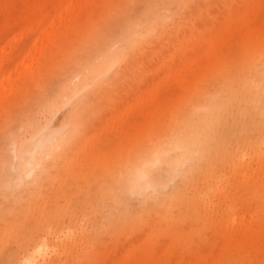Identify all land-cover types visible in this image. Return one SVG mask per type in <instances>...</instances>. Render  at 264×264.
<instances>
[{
    "label": "rangeland",
    "instance_id": "obj_1",
    "mask_svg": "<svg viewBox=\"0 0 264 264\" xmlns=\"http://www.w3.org/2000/svg\"><path fill=\"white\" fill-rule=\"evenodd\" d=\"M262 42L264 0H0V264H22L29 235L46 264H264V147L235 143L244 93L226 106L222 85ZM211 106L224 118L201 144L221 123L243 166L208 168L177 133ZM53 131L28 176L23 153Z\"/></svg>",
    "mask_w": 264,
    "mask_h": 264
},
{
    "label": "bare ground",
    "instance_id": "obj_2",
    "mask_svg": "<svg viewBox=\"0 0 264 264\" xmlns=\"http://www.w3.org/2000/svg\"><path fill=\"white\" fill-rule=\"evenodd\" d=\"M260 47H262V50H260L259 53L247 50L245 47L244 53L238 57L241 60L236 61L234 64L224 69L222 85L226 91L228 99L226 106L231 107V101H233L231 99L235 94L239 92L244 93L238 107V115L234 118V124L239 126V134L241 133L242 135L240 134L238 137L236 135L234 136L236 140L235 143L242 144L244 147L254 144L256 147H259V149H262L264 147V42H262ZM114 61L115 60L108 61L107 63L109 66H113ZM201 97L202 94L197 96V98ZM186 108L191 110V113H198L201 111V107L196 104L195 101H192ZM209 111L211 115L210 121H207V118L204 117V113L198 115L196 118L184 117L182 121H179L176 124L177 133L181 134L184 141L193 143L197 142L200 144L203 151L202 156L205 158L206 167H215L221 158V162H224L225 164H227L228 161L236 160L237 164L243 166L245 162L244 154L235 148L236 144L235 147L232 146V149L229 148L227 142L231 140L230 134H232V131H227L228 133L225 134L226 132L221 129V123H218L216 125L217 127L215 126L216 129L214 127L215 133H213L210 138V141L212 142L209 144H201L205 140L204 136H201V131L206 132L205 129L208 128L211 122L215 123L217 119L222 120L224 118L223 113L216 111V107L214 106H211ZM226 135H228V137ZM58 136L59 133L53 131L47 138L39 137L35 139L37 140V144L27 152L23 153L24 156H28V159H24L22 164L26 163V166L31 167L30 164L33 159L37 158V153L40 150L45 149L49 144L54 143ZM33 139L34 138L32 137L28 142H31ZM223 139H225L224 143L221 142ZM183 145L186 146L185 143H175L171 148L186 154L188 151ZM16 150L17 149L14 148L13 152L17 155L18 153ZM161 150L162 147L157 148V154L161 153ZM33 169L34 168L31 167L27 170L28 176H31ZM131 174H133L135 178L130 177L128 179L129 181L128 183L126 182V188L136 189L138 184L135 179L144 176L145 174L143 165H135ZM191 183L192 182H185L182 184L181 188L184 189L185 186H189ZM109 198L114 203L115 201H119L118 194L114 190L111 192L109 191ZM172 198L173 200H176L177 203L179 202L181 204L184 202L181 193L177 190L173 195L160 199L155 203V206L167 208V205ZM188 202L192 209L199 213L204 207L200 194L189 195ZM28 207L29 206L27 205V208ZM1 212L3 211L0 210V214H2ZM19 212L21 211L19 210ZM248 235L251 236V234L246 233L247 237H249ZM24 241L25 246L28 248L30 247V250L22 264H46V259L42 256L41 252L47 251V242L41 240L38 243H34V235H29Z\"/></svg>",
    "mask_w": 264,
    "mask_h": 264
}]
</instances>
